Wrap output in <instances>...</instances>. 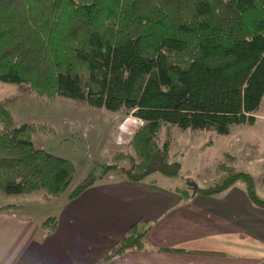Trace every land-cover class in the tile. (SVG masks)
I'll return each mask as SVG.
<instances>
[{
	"label": "trees",
	"instance_id": "trees-1",
	"mask_svg": "<svg viewBox=\"0 0 264 264\" xmlns=\"http://www.w3.org/2000/svg\"><path fill=\"white\" fill-rule=\"evenodd\" d=\"M0 80L27 85L44 101L63 97L141 119L129 142L135 156L126 179L179 177L181 164L169 161L170 140H160L163 128L227 136L235 126L256 122L264 97V0H0ZM45 128L15 126L0 100L1 195L41 193L50 201L69 187L72 162L34 143ZM116 168L113 163L99 174L89 172L67 198ZM236 182L264 208L245 171L197 193L218 195ZM190 189L182 194L189 196ZM57 225L49 216L40 228L50 234ZM149 228L147 222L132 224L99 263L145 250Z\"/></svg>",
	"mask_w": 264,
	"mask_h": 264
},
{
	"label": "crops",
	"instance_id": "crops-1",
	"mask_svg": "<svg viewBox=\"0 0 264 264\" xmlns=\"http://www.w3.org/2000/svg\"><path fill=\"white\" fill-rule=\"evenodd\" d=\"M242 126L233 127L229 136ZM238 144L245 169L259 171L255 166L263 160L249 153L259 140ZM257 183L264 198V183ZM185 189L149 177L131 182L124 172L111 171L73 199L46 202L59 201L58 225L50 234L40 228L48 216L22 215L24 206L8 198L20 209L0 210V264H100L128 228L140 222L150 224L146 249L101 264H264V208L250 201L243 183L211 196L189 190L185 197Z\"/></svg>",
	"mask_w": 264,
	"mask_h": 264
},
{
	"label": "rangeland",
	"instance_id": "rangeland-1",
	"mask_svg": "<svg viewBox=\"0 0 264 264\" xmlns=\"http://www.w3.org/2000/svg\"><path fill=\"white\" fill-rule=\"evenodd\" d=\"M0 100L11 112L15 126L26 122L46 126L45 130L36 133L35 145L72 162L74 177L69 187L56 198L68 196L89 172L99 174L102 166L115 163L117 168L114 170L124 174L130 168V159L134 158L135 153L129 142L135 130L141 126L131 114L124 111L109 112L63 97L44 101L31 92L27 85L1 80ZM257 115L259 118L253 126L236 127L231 136L177 127L169 130L163 128L160 140H170L169 161L181 164L180 176L172 178L154 173L148 176L149 179L190 189L188 184L191 182L202 188L221 181L230 172L245 171L253 176L256 189L257 180L258 183H264V97ZM244 140H259L257 146L249 149L250 156L263 160L262 165L255 166L259 171L253 174L245 169V160L238 146ZM116 153H122V158L115 160ZM8 198H15L16 202L24 206L22 215L36 220L54 216L59 202L48 204L46 202L55 198L47 201L41 193L24 196L0 194V205H8L11 202Z\"/></svg>",
	"mask_w": 264,
	"mask_h": 264
},
{
	"label": "water",
	"instance_id": "water-1",
	"mask_svg": "<svg viewBox=\"0 0 264 264\" xmlns=\"http://www.w3.org/2000/svg\"><path fill=\"white\" fill-rule=\"evenodd\" d=\"M189 187L192 188V193L195 194L197 192L198 186L195 183H189L188 184Z\"/></svg>",
	"mask_w": 264,
	"mask_h": 264
},
{
	"label": "built area",
	"instance_id": "built-area-1",
	"mask_svg": "<svg viewBox=\"0 0 264 264\" xmlns=\"http://www.w3.org/2000/svg\"><path fill=\"white\" fill-rule=\"evenodd\" d=\"M137 120H136V123L138 124V125H142L143 124V121L141 120V119H138V118H136ZM126 130V129H125Z\"/></svg>",
	"mask_w": 264,
	"mask_h": 264
}]
</instances>
